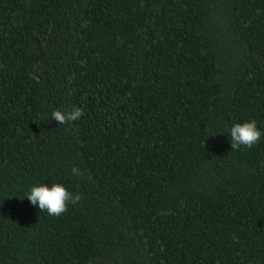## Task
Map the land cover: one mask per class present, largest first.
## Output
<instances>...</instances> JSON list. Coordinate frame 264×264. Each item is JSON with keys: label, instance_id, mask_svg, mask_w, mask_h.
Segmentation results:
<instances>
[{"label": "trees", "instance_id": "obj_1", "mask_svg": "<svg viewBox=\"0 0 264 264\" xmlns=\"http://www.w3.org/2000/svg\"><path fill=\"white\" fill-rule=\"evenodd\" d=\"M0 264H264V0H0Z\"/></svg>", "mask_w": 264, "mask_h": 264}, {"label": "clouds", "instance_id": "obj_2", "mask_svg": "<svg viewBox=\"0 0 264 264\" xmlns=\"http://www.w3.org/2000/svg\"><path fill=\"white\" fill-rule=\"evenodd\" d=\"M83 115L84 112L79 107H73L68 111L53 109L50 113V120L56 121L57 124H68L77 121ZM228 133L232 150H238L242 146L251 148L261 137L255 120L233 124L228 129ZM70 171L74 177L83 178L85 176V172L75 165L71 167ZM87 179L91 180V176L88 175ZM24 196L27 197L31 205L37 206L41 212L56 217L63 215L70 204H79L82 198L80 193L70 192L63 184L57 182H53L51 186L44 183L33 185L24 193Z\"/></svg>", "mask_w": 264, "mask_h": 264}]
</instances>
